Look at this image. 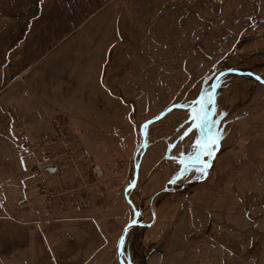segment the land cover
I'll use <instances>...</instances> for the list:
<instances>
[{
    "label": "rangeland",
    "instance_id": "374dc122",
    "mask_svg": "<svg viewBox=\"0 0 264 264\" xmlns=\"http://www.w3.org/2000/svg\"><path fill=\"white\" fill-rule=\"evenodd\" d=\"M227 70L264 79V0H0V264H118L150 196L203 174L193 116ZM13 107L62 121L82 178L48 180L80 191L44 204ZM211 121L209 177L155 199L124 264H264V85L220 77Z\"/></svg>",
    "mask_w": 264,
    "mask_h": 264
},
{
    "label": "built area",
    "instance_id": "2783aa9c",
    "mask_svg": "<svg viewBox=\"0 0 264 264\" xmlns=\"http://www.w3.org/2000/svg\"><path fill=\"white\" fill-rule=\"evenodd\" d=\"M24 115L16 107L11 108L10 119L17 128L18 137L27 154L28 164L34 173L40 174L38 186L40 196L46 206L52 207L62 198L72 196L74 192L80 191L84 186H78L75 189L67 187L55 189L48 178L64 168H69L74 172L77 171L78 177L81 179L82 166L75 159V149L60 119L52 118L48 128L35 136L30 132L28 120ZM93 173L97 177L102 175L98 167L93 168Z\"/></svg>",
    "mask_w": 264,
    "mask_h": 264
},
{
    "label": "water",
    "instance_id": "95a60500",
    "mask_svg": "<svg viewBox=\"0 0 264 264\" xmlns=\"http://www.w3.org/2000/svg\"><path fill=\"white\" fill-rule=\"evenodd\" d=\"M227 75H235V76H240V77H244V78H249L255 82H257L260 85H264V79L256 74H254L251 71H239V70H227L224 72L219 73L213 80L212 82V94L214 93V104L211 105V112L209 115V119L210 121L214 118L215 113H216V87L213 88V85L216 86L217 81L220 77L223 76H227ZM221 144L220 141L218 142V144L215 146V151H213V155H211L209 157L208 163H207V167H205V170L203 172V174L193 180L190 181H186L185 183H183L178 189L176 190H172L169 188H162L161 190L155 192L152 196H150L149 200H148V206H149V212L152 218V222L150 225H145L141 222H139L138 220H131L129 221L126 226L124 227L120 240H119V244H118V264H124L123 261V248H124V244H125V240H126V234L127 231L132 228V227H137V228H141V229H151L156 221V215L155 212L153 210V205H154V201L157 197H159L160 195L163 194H172V195H176L179 194L180 192H182L187 186L189 185H193V184H199L204 182L210 175V169L213 165L214 159L216 157V155L218 154L219 150H220Z\"/></svg>",
    "mask_w": 264,
    "mask_h": 264
},
{
    "label": "snow or ice",
    "instance_id": "6c2138e0",
    "mask_svg": "<svg viewBox=\"0 0 264 264\" xmlns=\"http://www.w3.org/2000/svg\"><path fill=\"white\" fill-rule=\"evenodd\" d=\"M216 87L213 85V88ZM214 93L212 95H208L206 100L197 101L198 104H200V109L197 111V113L193 116L194 120L199 121L197 123L196 127L199 128L204 135L196 140V147L198 150L197 158L199 157L200 153H203L204 155H213V148L218 144L220 136L218 132H212L211 126L216 121H210L208 117V106L214 104ZM184 162L181 161V164ZM200 163L204 164L205 167H207V161H200ZM185 170H187V165H185Z\"/></svg>",
    "mask_w": 264,
    "mask_h": 264
},
{
    "label": "flooded vegetation",
    "instance_id": "af4514ba",
    "mask_svg": "<svg viewBox=\"0 0 264 264\" xmlns=\"http://www.w3.org/2000/svg\"><path fill=\"white\" fill-rule=\"evenodd\" d=\"M202 132V131H201ZM202 134L204 135V133L202 132Z\"/></svg>",
    "mask_w": 264,
    "mask_h": 264
},
{
    "label": "crops",
    "instance_id": "0c3cea01",
    "mask_svg": "<svg viewBox=\"0 0 264 264\" xmlns=\"http://www.w3.org/2000/svg\"><path fill=\"white\" fill-rule=\"evenodd\" d=\"M34 107V106H33ZM10 151V150H9ZM12 153V152H11ZM13 155V154H12Z\"/></svg>",
    "mask_w": 264,
    "mask_h": 264
}]
</instances>
